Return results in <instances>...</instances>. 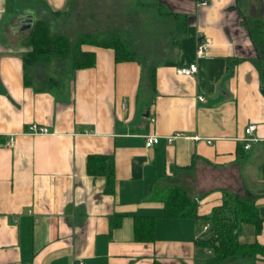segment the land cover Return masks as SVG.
<instances>
[{"label":"crops","instance_id":"crops-1","mask_svg":"<svg viewBox=\"0 0 264 264\" xmlns=\"http://www.w3.org/2000/svg\"><path fill=\"white\" fill-rule=\"evenodd\" d=\"M132 2L188 17L157 61L155 82L140 62L84 45L95 64L72 69L58 97L26 84L12 27L28 30L32 18L64 33L70 0H0V264H195L198 226L208 222L165 216L157 195L172 178L188 187L200 215L230 194H250L264 215V58L249 31L264 26V0ZM200 33L210 43L202 56ZM191 63L196 73L179 72ZM32 123L49 133L29 132ZM251 123L256 140L246 148ZM149 135L159 142L148 147ZM90 154L113 159V192L106 175L88 172ZM138 216L155 220L153 240L138 238ZM247 224L251 240L242 242L264 245V220L258 231Z\"/></svg>","mask_w":264,"mask_h":264},{"label":"trees","instance_id":"trees-1","mask_svg":"<svg viewBox=\"0 0 264 264\" xmlns=\"http://www.w3.org/2000/svg\"><path fill=\"white\" fill-rule=\"evenodd\" d=\"M156 17H161L172 25L170 30L162 31L159 45L164 50L160 56L149 61L145 56L141 60L135 47H132L121 35H111L109 32L101 34H81L76 41H72L66 34L57 31L54 24L38 20L28 29V44L30 49L23 53L25 82L33 85L36 90L50 89L57 80L48 71V66L55 64V73H64L70 69L90 67L95 64V55L91 51L83 50L84 45H95L112 48L116 60H134L148 70L152 82H155L157 61L162 60L171 52L170 47L179 41L187 29L188 17L159 10ZM134 24V22H133ZM138 25V23H135ZM250 35L254 41L258 58H264V26L261 22L250 25ZM158 59V60H157ZM88 172L93 176L106 175L108 177L107 190L113 192L116 186L115 166L111 156L90 154L87 163ZM164 202L165 216L168 218L195 217L212 226L213 232L208 237L196 238L195 264H264V245L254 242H242L240 233L242 225L253 223L257 231L264 220L262 209L250 195L230 194L223 204L215 207L211 213L200 215L197 203L178 178H172L157 195ZM120 221L113 222L118 225ZM136 233L140 240L150 241L155 236V220L151 217L136 218Z\"/></svg>","mask_w":264,"mask_h":264},{"label":"rangeland","instance_id":"rangeland-1","mask_svg":"<svg viewBox=\"0 0 264 264\" xmlns=\"http://www.w3.org/2000/svg\"><path fill=\"white\" fill-rule=\"evenodd\" d=\"M138 9L137 4H134L132 0H70L69 12H66L60 20L65 31L64 34L72 41H76L81 34L107 32L111 35L119 34L127 40V43L135 47L140 58L148 56L146 59L149 63L152 59L155 60L156 57L160 56L159 51L164 50V45L160 46L158 42L161 38V30L168 31L176 26H168V22L166 23L163 18L156 17L159 10L155 6H147L142 10ZM18 27L19 25L12 27V36L18 44V48H22L26 52L30 49L27 45L29 30L21 31ZM142 58L141 60H143ZM47 68L49 72H52L50 75L57 80V83L48 90L59 97L61 86L70 78L72 69L68 68L64 73H55L57 70L55 64H51ZM254 154L255 150L254 152L251 150L247 157L249 158ZM209 228L205 230L204 224L201 223L198 226L199 236H209L212 227ZM252 231V225L243 224V232L240 235L241 241H250Z\"/></svg>","mask_w":264,"mask_h":264},{"label":"built area","instance_id":"built-area-1","mask_svg":"<svg viewBox=\"0 0 264 264\" xmlns=\"http://www.w3.org/2000/svg\"><path fill=\"white\" fill-rule=\"evenodd\" d=\"M207 1L208 0H198V3L199 4H205V3H207ZM209 44L210 43L208 42L205 34L200 33L199 37H198L197 54L200 56L205 55L208 51ZM197 70H198V66L195 63H191L188 66L181 67L179 69V72L182 74L191 75V74L196 73ZM199 99L204 100L203 97H200ZM256 129H257V124H255V123H251L246 127V130H245L246 131L245 140L247 142L245 145L246 148H249L251 146V142L256 140V137L254 136V132ZM28 131L31 133L47 134V133H49V128L47 126L40 125L38 123H32L28 126ZM183 135H184L183 132L178 131V132H175L174 134L168 136L167 139L169 142H172L173 140H175L179 137H182ZM159 140H160V137L158 135H149L146 138V145L148 147H150V146L158 143ZM14 145H15V136L12 134L6 140L5 146L10 149V148H13ZM209 227H210V225L206 224L204 226V229L207 230Z\"/></svg>","mask_w":264,"mask_h":264},{"label":"water","instance_id":"water-1","mask_svg":"<svg viewBox=\"0 0 264 264\" xmlns=\"http://www.w3.org/2000/svg\"><path fill=\"white\" fill-rule=\"evenodd\" d=\"M33 19L32 18H28L24 20V24L22 26L23 29H28L33 25Z\"/></svg>","mask_w":264,"mask_h":264}]
</instances>
